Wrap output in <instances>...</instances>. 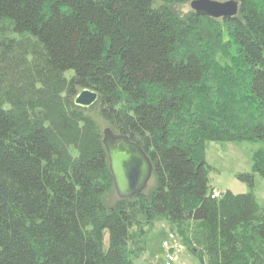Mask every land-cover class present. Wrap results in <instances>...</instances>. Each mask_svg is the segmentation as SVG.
<instances>
[{
    "label": "trees",
    "instance_id": "16d2710c",
    "mask_svg": "<svg viewBox=\"0 0 264 264\" xmlns=\"http://www.w3.org/2000/svg\"><path fill=\"white\" fill-rule=\"evenodd\" d=\"M192 1L0 0V264H132L156 218L198 264H264V203L211 198L203 157L207 141L264 146V0L174 12ZM99 124L147 155V194L106 207Z\"/></svg>",
    "mask_w": 264,
    "mask_h": 264
},
{
    "label": "rangeland",
    "instance_id": "374dc122",
    "mask_svg": "<svg viewBox=\"0 0 264 264\" xmlns=\"http://www.w3.org/2000/svg\"><path fill=\"white\" fill-rule=\"evenodd\" d=\"M174 12L181 18L186 17L192 11L190 2L174 7ZM72 75V72L67 74ZM100 131L107 129L104 124H99ZM264 146L260 142H205L203 157L211 170L209 172V185L217 192L229 191L234 195L251 194L258 206L264 203V178L258 173H253V158L258 150ZM252 176L251 184L248 180L242 181L240 177ZM153 188L152 181L148 184L146 194ZM114 192L105 199L106 207L116 200ZM168 231L163 218H156L153 229L146 238L145 252L133 261L132 264H158L164 253L163 243L168 240ZM170 243L171 239L169 238ZM168 242V241H167ZM177 242V241H176ZM174 246L179 247L180 252L175 256L172 264H198L189 254H185L182 244L178 241ZM167 247H171L167 244Z\"/></svg>",
    "mask_w": 264,
    "mask_h": 264
},
{
    "label": "water",
    "instance_id": "95a60500",
    "mask_svg": "<svg viewBox=\"0 0 264 264\" xmlns=\"http://www.w3.org/2000/svg\"><path fill=\"white\" fill-rule=\"evenodd\" d=\"M190 10L198 17L230 19L236 16L238 4L234 1L194 0L190 2ZM97 99L94 92L82 90L72 103L77 108L88 109L97 103ZM101 142L116 197L129 200L144 192L152 176V165L144 151L126 136L114 134L110 129L103 130Z\"/></svg>",
    "mask_w": 264,
    "mask_h": 264
},
{
    "label": "built area",
    "instance_id": "2783aa9c",
    "mask_svg": "<svg viewBox=\"0 0 264 264\" xmlns=\"http://www.w3.org/2000/svg\"><path fill=\"white\" fill-rule=\"evenodd\" d=\"M219 196L218 192H213L211 198H218ZM163 247L165 248V264H172L175 256L178 255V252H180L179 247L173 245V247L168 248L166 243L163 244Z\"/></svg>",
    "mask_w": 264,
    "mask_h": 264
}]
</instances>
